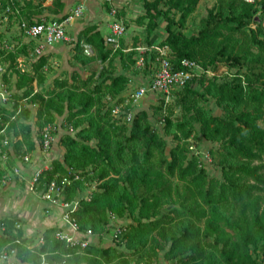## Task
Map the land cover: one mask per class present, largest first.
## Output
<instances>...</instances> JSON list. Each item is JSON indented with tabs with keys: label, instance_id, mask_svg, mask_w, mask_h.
<instances>
[{
	"label": "trees",
	"instance_id": "16d2710c",
	"mask_svg": "<svg viewBox=\"0 0 264 264\" xmlns=\"http://www.w3.org/2000/svg\"><path fill=\"white\" fill-rule=\"evenodd\" d=\"M199 1L140 0L143 13L134 21L143 35L133 36L128 51L123 38L113 49L96 25L85 26L76 34L72 58L84 68L96 63L97 70L85 77L73 70L66 81L53 78L59 90L48 95L33 92L34 77L38 85L44 83L43 56L33 63L32 74H19L12 88L14 105L0 107V129L6 125L14 153L33 152L40 138L33 126L40 129L61 116L57 145L62 155L41 173L40 186L77 172L80 179L65 189L66 200L95 184L74 214L80 228L107 233L110 213L128 223L113 243L91 242L83 249L56 240V228L50 227L43 231L45 243L30 251L25 245L33 238L14 228L20 220L2 218L0 252L15 247L17 264H40V254L65 264H264V194L259 192L264 185V36L262 19L254 21L264 0H213L197 32L187 34L186 22ZM42 4L25 2L14 20L32 23ZM53 6L58 10L62 3L55 0ZM253 21L255 30L249 27ZM123 23L127 29L129 22ZM160 23V38L153 37ZM2 39L0 33V44ZM154 42L169 46L174 69L189 59L201 71L173 90L167 104L159 99L151 112L139 108L130 123L114 119L112 106L124 101L130 74L147 79L157 65L151 52L137 70L135 44ZM87 47L91 55L84 53ZM5 52L0 48L2 62L13 63ZM116 58L123 72L113 74ZM198 98L212 100L222 115ZM32 105L37 107L34 125L27 122ZM175 106L181 108L176 118ZM190 137L197 146L210 144V168L190 153ZM16 238L21 244L13 243Z\"/></svg>",
	"mask_w": 264,
	"mask_h": 264
},
{
	"label": "built area",
	"instance_id": "2783aa9c",
	"mask_svg": "<svg viewBox=\"0 0 264 264\" xmlns=\"http://www.w3.org/2000/svg\"><path fill=\"white\" fill-rule=\"evenodd\" d=\"M39 1L44 3L50 0H0V33L3 34L2 44L0 48H6L5 54L13 56L12 62H2L0 57V107L10 108L14 105L12 98L13 84L17 80L19 74L33 72V63L44 55V50L66 38L67 25L71 24L75 19L82 16L84 6L79 4L67 15L61 19H40L33 20L32 23H27L25 20H14L16 14L19 12V6L25 2L33 4ZM108 6V14L112 17L109 23L108 32L103 36L106 44H110L113 49L120 47V40L124 38L126 28L122 18L117 17L118 8L113 5V0H104ZM248 3H254L256 0H244ZM13 16V18L11 17ZM262 19L261 25L264 36V6H260L254 15V21ZM251 22L250 29L255 30V22ZM10 27V28H8ZM23 32L21 39H15ZM20 48L21 51L18 49ZM131 49L124 48V51ZM137 51L136 69H141L145 66L146 56H150L151 52L156 53L155 60L157 65L153 66L154 72L142 83L136 84L134 87L129 88L126 98L123 102H119L112 106L111 115L114 119H121L125 123H130L133 119L135 112L139 109V104L148 95L154 96L156 102L160 100L167 104L171 100L173 90L182 88L193 76L199 73L201 69L199 65L189 59L181 60V68L174 69L170 63L169 56L171 49L168 45H159L156 42L151 45H138L135 47ZM46 65L43 66V68ZM38 83L36 78L33 80V92L38 91ZM108 100L109 97H107ZM112 105L113 101H110ZM126 105L128 106L126 108ZM31 107V106H30ZM17 111V114L19 113ZM59 123H47L38 129L33 126L34 135L38 132L40 138L35 140L36 149L31 153H14L10 137L6 135L4 125L0 129V167L4 169V173L0 178V184L7 186L17 180L24 181L26 191L45 203V207L49 209L48 213L52 210L59 211L61 224L56 227L53 237L56 240L62 241L70 247H77L80 249L86 248L91 242L98 245L104 244L102 240L109 235V244L113 243L115 237L120 233L124 224L121 223V218H117L114 214H109V231L107 233L96 234L91 229L82 230L78 224L76 216L74 215L79 208L80 200H89L92 190L95 189V184L89 186L85 192L80 193L78 196L66 200L65 189L74 181L80 179V174L72 172L69 175L57 177L46 184L40 186V176L44 170L51 167V158L49 155L53 150L54 141L58 140L59 133L62 129L58 127ZM67 131H72L68 128ZM192 137V136H191ZM189 138V150L191 154L198 156L203 160V165L210 167L211 157L207 149H201L193 140ZM39 150L41 157L47 163L44 166H39L29 174L24 176L22 166H28L35 160L34 153ZM13 160L11 164L9 161ZM41 160V158L39 157ZM50 160V161H49ZM49 161V162H48ZM14 228H21L19 222L14 224ZM24 236V235H23ZM33 238V242L28 243L25 247L30 251H35L37 247L43 245L46 239L43 232L35 236H28ZM14 244H21L19 238L13 241ZM9 245V244H8ZM7 245V246H8ZM68 256V255H67ZM40 264H65L61 262H49L45 259L44 254H40ZM260 258L258 259V261ZM19 262L16 256V248H6L0 252V264H17ZM159 264H170L168 261L160 260Z\"/></svg>",
	"mask_w": 264,
	"mask_h": 264
},
{
	"label": "crops",
	"instance_id": "0c3cea01",
	"mask_svg": "<svg viewBox=\"0 0 264 264\" xmlns=\"http://www.w3.org/2000/svg\"><path fill=\"white\" fill-rule=\"evenodd\" d=\"M55 0H50L47 3L44 1L41 5L42 11L37 13L34 19H59L62 16L67 15L70 11H72L76 6L82 4L84 6L83 14L80 18L75 19L71 24L67 25L66 28V38L63 41H60L50 47H47L44 50L43 59L45 60L46 67L43 68L44 73L46 74V82L45 84H41L42 86H50L51 80L55 77L63 79L68 78L73 70L79 71L80 73L85 71L84 67H82L78 62L74 61L72 58V47L73 42L76 39V34L87 25H96L97 29L100 32V35L103 37L109 29V23L112 21V17L108 14V10L106 6L108 4L104 0H59L62 3L61 8L58 10L53 9V3ZM38 2V3H39ZM33 4V3H32ZM37 4V3H36ZM113 5H115L120 11V16L125 23L129 22V26L126 29V33L124 35L123 40L125 43H132L133 36L138 35L139 39L142 37V28L136 24L134 19L143 13L142 6L140 0H113ZM132 38V40H131ZM91 48V47H87ZM92 50V48H91ZM92 54V53H91ZM90 54V55H91ZM48 65L52 68L51 73L47 72ZM54 74V75H52ZM52 75V76H51ZM86 76V75H85ZM84 76V77H85ZM40 87V85H38ZM135 85H131L129 88L134 87ZM53 148H60L57 146L56 140L53 143ZM55 153L52 150L51 154ZM50 154V155H51ZM62 154V150H61ZM49 155V158H51ZM35 160L32 164L28 166H22V172L24 176H29V174L39 166H44L45 160L42 159L39 150H36L34 153ZM41 158V160L39 159ZM52 159V158H51ZM50 161V160H49ZM48 161V162H49ZM4 173V169L0 167V178ZM26 192V194H25ZM40 200L32 196L26 191L24 181L17 180L13 183H10L7 186H2L0 184V219L9 214H16L15 212L18 209L23 210V206L29 207L32 211L34 210L33 206L36 202ZM42 202V201H41ZM43 203V202H42ZM45 205V203H43ZM58 212L57 210L50 211L49 218H53V213ZM18 215V214H17ZM23 215V214H22ZM17 217H22L18 215ZM21 219V218H20ZM24 220V222L22 221ZM21 221H17L22 225V231L24 236H35L47 228L54 227L56 228L59 225H51L44 228L37 229H29L30 225L26 222V219L22 218ZM60 219V217H59ZM1 233L3 230V226L0 225ZM0 233V234H1Z\"/></svg>",
	"mask_w": 264,
	"mask_h": 264
},
{
	"label": "rangeland",
	"instance_id": "374dc122",
	"mask_svg": "<svg viewBox=\"0 0 264 264\" xmlns=\"http://www.w3.org/2000/svg\"><path fill=\"white\" fill-rule=\"evenodd\" d=\"M212 3H213V0H200L199 1L195 12L188 18V20L186 22L185 32L187 34H190L191 32L192 33L193 32L194 33L197 32L198 28L200 27V19L203 18L206 15V11L208 10L209 7L212 6ZM162 27H163V24L160 23V26H159L158 30L155 32V34L153 35V37L157 38V36H158L160 38V35L162 33ZM131 40H132V38H131ZM123 43H124V47L125 48L129 47L131 45L128 42L125 43V41H123ZM137 44H135V46H137ZM47 64L48 63H45V65H47ZM113 66L115 68L114 71H113V74H118V73H122L123 72V70H121L122 60L120 61V59L118 60L117 58L114 59ZM51 70H52V68L48 65L47 72L51 73ZM84 70L85 71H82L83 72V76H85V75L87 76V75H89V73L90 74L94 73L97 70L96 63L91 64L90 67L84 68ZM52 75H54V74H52ZM36 77L38 79L41 78V76L39 74H37ZM144 79H145V76L140 78L138 76H135L134 74H130V77H129V80H128L129 82H128L127 86H126L127 91L123 92L124 95L122 94L123 96H125V97H123V99L126 98V94L128 93L129 87L131 85H136L138 83H142L144 81ZM45 80H46V74L44 73L43 80H42V81H44L43 84H45V82H46ZM60 80H62V79H60ZM62 81H66V79H63ZM77 83H78V81H76V84ZM51 90H59V88L56 87V85L53 84V79L51 80V85L50 86H48V85H46V86L40 85V87H38V91L37 92H39L41 94H44V95H48V93H50ZM202 100L203 99L198 98V103H200V104L201 103H206L205 101H202ZM155 104H157L156 98H154V96L148 95L147 97H145L141 101V103L139 104V108H146V109H148L151 112V110H153L152 106L155 105ZM206 104L210 105L211 108H213V111H214L215 114L220 115V116L222 115V110L220 108H218L217 106H215V104H214V102L212 100H208ZM29 108H30V106H29ZM36 112H37V107L32 105L31 106L30 118L27 120V122H29L31 124L34 123ZM180 114H181L180 106H177V107L175 106L173 117L176 118V117L180 116ZM61 121H62V117L61 116H57L56 123H61ZM199 145H200L199 147L201 149H207V148L210 147V144L204 143L202 141H201V143ZM53 150L55 151V153L51 154L50 157L51 158H55V159L61 158V155H62L61 154V150L62 149L60 148V150H59L57 148L56 149L53 148ZM214 159H215L216 165L218 167L219 166V155L217 153L214 155ZM217 175H218V177H220L219 173H217ZM261 187L263 189L261 191H259V192H260V194H264V185H261ZM25 194H26V192H25ZM33 207H34L33 208L34 210L32 211L31 210L32 208L30 209L29 207L23 206V210L18 209L15 212L16 214H9V215H6L4 217H1V219L2 218H16L18 215H20V216H22L20 218L21 219L22 218L26 219V222L30 225L31 228H29V229H33V228L35 229L36 228L37 231L40 230V228L42 229V228L46 227V225L47 226H51V225L54 226V225H59L60 224V219H59L60 214L58 212H55V213H53V218H49V216H47V215L50 214V213H48L49 209L46 208L45 205H43V203L41 201L36 202V204ZM17 218L21 221V219L19 217H17ZM22 221L24 222L23 219H22ZM121 223L122 224H127L128 223V219L127 218L121 219ZM0 233H1V229H0ZM106 237L107 238L102 240V243L104 242L103 245H107L109 243V239H108L109 235H107Z\"/></svg>",
	"mask_w": 264,
	"mask_h": 264
},
{
	"label": "water",
	"instance_id": "95a60500",
	"mask_svg": "<svg viewBox=\"0 0 264 264\" xmlns=\"http://www.w3.org/2000/svg\"><path fill=\"white\" fill-rule=\"evenodd\" d=\"M84 53H85L86 55H90V54L92 53L91 48H86Z\"/></svg>",
	"mask_w": 264,
	"mask_h": 264
}]
</instances>
